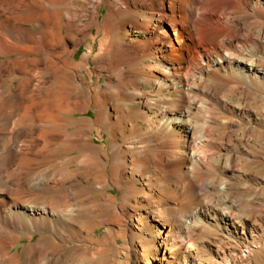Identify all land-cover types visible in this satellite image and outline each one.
Instances as JSON below:
<instances>
[{
    "label": "bare ground",
    "instance_id": "6f19581e",
    "mask_svg": "<svg viewBox=\"0 0 264 264\" xmlns=\"http://www.w3.org/2000/svg\"><path fill=\"white\" fill-rule=\"evenodd\" d=\"M0 264H264V0H0Z\"/></svg>",
    "mask_w": 264,
    "mask_h": 264
},
{
    "label": "rangeland",
    "instance_id": "374dc122",
    "mask_svg": "<svg viewBox=\"0 0 264 264\" xmlns=\"http://www.w3.org/2000/svg\"><path fill=\"white\" fill-rule=\"evenodd\" d=\"M86 49H87V47L86 46H83L80 50H79V52H78V54H77V59H80V57H82V55L83 54H85L86 53ZM94 117V113H92V112H90L88 115H86V114H78L77 116H76V120H80V119H83V118H85V117ZM2 147H3V145H2ZM3 150H5V149H3ZM6 151H4V153H5ZM64 152V153H63ZM63 153V154H62ZM60 154V157H63L64 156V154H65V151H62L61 150V153H59ZM63 156H62V155ZM73 155H75V154H71V156H73ZM28 184H29V182H28ZM113 193L115 194V195H119V193H118V191H116L115 189L113 190ZM102 231V232H101ZM101 231H99V233L101 234V233H103L104 232V229H102ZM38 238L40 237V234H38V236H37ZM37 238V239H38ZM26 244V245H25ZM26 246H27V243H26V241H24V242H22L21 243V246H20V249H21V251H23L25 248H26Z\"/></svg>",
    "mask_w": 264,
    "mask_h": 264
}]
</instances>
